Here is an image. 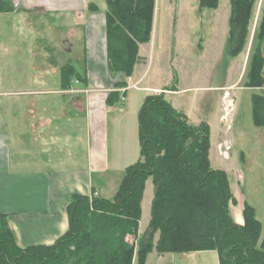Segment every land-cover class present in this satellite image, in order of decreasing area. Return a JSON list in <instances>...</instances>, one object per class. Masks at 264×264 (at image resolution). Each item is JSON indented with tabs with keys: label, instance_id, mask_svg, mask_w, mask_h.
<instances>
[{
	"label": "trees",
	"instance_id": "obj_1",
	"mask_svg": "<svg viewBox=\"0 0 264 264\" xmlns=\"http://www.w3.org/2000/svg\"><path fill=\"white\" fill-rule=\"evenodd\" d=\"M258 0H230L226 53L238 57L245 49ZM106 41L109 73L131 77L142 62L140 46L152 38L156 0H107ZM219 0H199V8L217 9ZM97 12L95 4L89 5ZM12 0H0V14L15 12ZM244 86L259 88L252 97L255 126H264V4L256 28ZM87 83L74 66L62 69L63 87L72 78ZM117 87H126L117 84ZM123 96L111 93L110 106ZM141 159L126 169L112 200L75 193L67 207L69 229L53 245L17 244L7 214H0V264H146L148 256L216 251L220 264H264V225L245 202L244 224L235 222L237 205L224 170L210 161V127L192 125L164 93L147 96L139 111ZM155 194L151 220L139 233L146 182ZM135 230L136 243L129 239ZM157 235L159 238L156 240ZM129 237V239H128ZM137 249V250H136Z\"/></svg>",
	"mask_w": 264,
	"mask_h": 264
},
{
	"label": "crops",
	"instance_id": "obj_2",
	"mask_svg": "<svg viewBox=\"0 0 264 264\" xmlns=\"http://www.w3.org/2000/svg\"><path fill=\"white\" fill-rule=\"evenodd\" d=\"M14 3L16 11L8 13L14 18L38 12L42 16L49 18L51 16L53 20V14H58L70 20L69 27L71 25L73 27L66 28L67 31L72 32L74 27L80 26H84L85 29L84 68L81 72L75 69L78 73H86L87 83L74 77L69 86L64 88L62 69L66 65H71L70 59L64 57L62 64L56 60L53 63L48 61V64L40 70L42 73L34 77L36 89L14 88L13 90L14 98H23L13 101V165L7 147L9 138L5 136L3 140L4 136L0 134V214L8 215L9 225L20 247L49 246L69 229L67 207L73 194L114 199L126 169L141 159L138 115L145 98L164 93L168 101L169 96L177 95L184 90H179L172 84L155 85L146 77L153 59L157 0L151 41L141 45L139 50L142 62L135 66L131 77L118 73L115 79L109 73L106 17L97 4L84 3L83 0H14ZM90 4H95L98 11L91 12ZM203 10L199 7L197 9L201 20ZM230 15L228 17L227 10L228 22ZM55 21L53 20V23ZM55 25L57 27L52 29V32L59 31L57 28L60 29L59 25ZM50 28L49 24L41 29L46 36H50L52 34ZM229 30L230 28L227 29L224 37V51ZM207 33L209 37V32ZM204 51L202 55L196 54L200 61L207 58ZM43 80L48 83L55 81V84L50 88L42 82ZM119 83L125 84L126 87H117ZM233 85L234 83L215 88L222 92L220 122L226 93L229 96L234 94L232 99L236 102L237 109L236 95L232 91ZM240 88L247 87L243 84ZM251 89H255L256 93L261 91L259 88ZM114 92L123 98L117 105L110 106L107 102L108 96ZM37 95L44 96L40 103L34 99L29 101V97ZM169 103L173 106L171 102ZM184 114L192 125H199L202 122L209 125L211 150V123L207 120L196 123L189 115ZM225 138L228 137L221 138L216 131V146ZM228 139L233 145L232 139ZM210 161L214 169L224 170L227 173L234 195V184L230 181L228 169L217 164L215 167L211 157ZM153 186L152 179H149L142 200V214L146 206L147 193L150 190L151 194L153 193ZM154 194L155 188L150 199L151 205ZM236 200L235 206L239 209L233 211L234 205H232V215L237 224L243 225V208L245 202H248L243 200L242 203L240 197ZM256 217L259 220L257 209ZM150 220L151 215L149 223ZM141 224L142 217L139 233H142ZM158 238L157 235L156 240ZM166 255L171 256L173 264H220L216 251L158 254L156 261L169 264L164 260ZM180 256H185L182 261L179 260Z\"/></svg>",
	"mask_w": 264,
	"mask_h": 264
},
{
	"label": "rangeland",
	"instance_id": "obj_3",
	"mask_svg": "<svg viewBox=\"0 0 264 264\" xmlns=\"http://www.w3.org/2000/svg\"><path fill=\"white\" fill-rule=\"evenodd\" d=\"M83 1L88 4L91 2L97 4L102 14H106L108 10L107 0ZM12 3L15 6L14 0ZM263 4L264 0H258L256 3L248 43L243 54L231 57L227 55L226 50L224 51V37L229 28L230 0H220V7L217 10L204 9L202 20L200 13L197 12L199 0H157L158 13L153 40V59L146 77L155 85L172 84L175 88L184 90L177 95L169 96L168 101L178 111L189 115L193 122L207 120L211 123L210 157L213 164L215 167L217 164L228 169L230 181L234 184V196L240 197L242 203L246 200L255 207L257 216L264 225V127H257L253 123L252 96L257 91L251 88H240L244 84L249 68L248 61L252 55L253 40ZM16 17L8 13L0 14V134L4 136L3 140L5 136L9 138L7 147L12 165L13 101L23 99L13 97L14 88L36 89L34 77L42 73L40 70L48 64V61L53 63L56 60L62 64L64 57L70 59L69 64L81 72L84 68L83 58L86 46L84 26L74 27L72 32L67 31L66 28L70 25L67 17L53 14L55 23L51 16L50 18L42 16L38 12ZM49 24L51 32L57 27L55 24L59 25L60 29L57 28L59 31L46 36L41 28ZM72 27L71 25L69 28ZM203 51L207 58L200 61L196 54L202 55ZM42 82L50 88L55 84V81L48 83L43 80ZM232 83H234L232 91L236 95L237 109L236 102L232 99L234 94H232L230 99L233 103L234 123L229 133L224 129L222 119L221 122L219 119L222 92L215 88ZM43 98L44 96L37 95L28 99L29 101L34 99L40 103ZM224 107L225 101L223 114ZM216 131L221 138L228 137L233 141L230 160H224L218 154L215 142ZM152 191L154 193V186ZM153 193L151 194V190L147 193L140 234L145 233L149 227L150 199ZM237 209L239 207L234 205L233 211ZM130 230H133V237L128 239L131 243H136L135 230L133 227L129 228V232ZM157 257L158 253L153 251L148 257L147 264H164L162 261H156ZM183 257L185 256H180L179 260L182 261ZM164 260L173 264L171 256L166 255ZM134 264H137L136 259Z\"/></svg>",
	"mask_w": 264,
	"mask_h": 264
},
{
	"label": "built area",
	"instance_id": "obj_4",
	"mask_svg": "<svg viewBox=\"0 0 264 264\" xmlns=\"http://www.w3.org/2000/svg\"><path fill=\"white\" fill-rule=\"evenodd\" d=\"M223 127L226 132H231L233 129L234 115H233V103L228 93L225 95V107L222 117ZM219 156L224 160L231 159V152L233 150L232 142L225 138L217 146Z\"/></svg>",
	"mask_w": 264,
	"mask_h": 264
},
{
	"label": "bare ground",
	"instance_id": "obj_5",
	"mask_svg": "<svg viewBox=\"0 0 264 264\" xmlns=\"http://www.w3.org/2000/svg\"><path fill=\"white\" fill-rule=\"evenodd\" d=\"M229 95V94H228Z\"/></svg>",
	"mask_w": 264,
	"mask_h": 264
}]
</instances>
